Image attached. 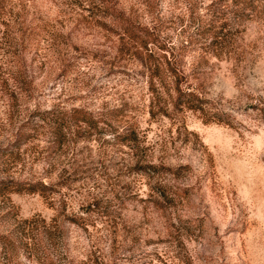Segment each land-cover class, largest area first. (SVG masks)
<instances>
[{
    "label": "rangeland",
    "instance_id": "obj_1",
    "mask_svg": "<svg viewBox=\"0 0 264 264\" xmlns=\"http://www.w3.org/2000/svg\"><path fill=\"white\" fill-rule=\"evenodd\" d=\"M263 110L264 1L0 0V264H264Z\"/></svg>",
    "mask_w": 264,
    "mask_h": 264
},
{
    "label": "trees",
    "instance_id": "obj_2",
    "mask_svg": "<svg viewBox=\"0 0 264 264\" xmlns=\"http://www.w3.org/2000/svg\"><path fill=\"white\" fill-rule=\"evenodd\" d=\"M258 1H264V0H258ZM126 32L130 34L132 32L131 29L128 28V25L125 28ZM175 70L172 69L173 76L177 78L176 85H175V97L173 99V107L175 109H188L192 111H201L204 112L206 108L207 101L206 99L202 98L197 94L195 91L192 90H185L183 89L182 82L179 75L175 72ZM262 110V109H261ZM119 110L111 112L112 114H116L119 116L120 113ZM55 112H50L49 114H52ZM99 116H96L93 112L89 110H85L83 108H77L74 107L69 111L59 112L57 115L54 116H44L42 115V120L45 121L47 124H49L51 132L55 139H60L61 136L67 137L71 133L74 134V136H77L78 138H86L89 136H93L95 134H102V135H110L114 140L119 143L123 144V142H128L129 144L132 142H138L139 135L135 130L127 129L123 133V125H115L113 122L109 121L108 119L104 118L102 114H98ZM214 118H218V120H222V117L218 114L214 115ZM263 118H264V110H263ZM210 120H205V122H209ZM161 170L160 167H157L156 165H139L138 170L139 171H145V172H154L158 173ZM164 170V169H163ZM166 171H169L173 174H178L177 171L167 168ZM11 185H14L15 188L13 189L15 192H41L45 191L46 187L45 185L41 184L39 187L38 185H31L27 189L23 187L21 184L17 183H10ZM9 183L0 182V195L5 190V185H10ZM4 185V187H3ZM27 222V221H25ZM24 232V231H23ZM29 238V237H27ZM4 239H10L5 238L3 236H0V243L3 244V247L6 249V245H4L6 242ZM29 241L25 243V246L27 249H29L32 245H34V241ZM33 240V239H32Z\"/></svg>",
    "mask_w": 264,
    "mask_h": 264
}]
</instances>
